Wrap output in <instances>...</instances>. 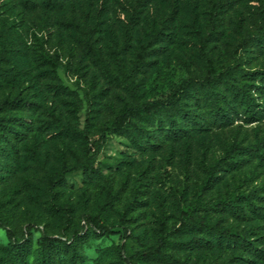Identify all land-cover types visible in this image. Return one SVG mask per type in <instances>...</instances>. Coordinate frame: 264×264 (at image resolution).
I'll return each mask as SVG.
<instances>
[{"label":"rangeland","instance_id":"obj_1","mask_svg":"<svg viewBox=\"0 0 264 264\" xmlns=\"http://www.w3.org/2000/svg\"><path fill=\"white\" fill-rule=\"evenodd\" d=\"M42 1L27 8L23 0H0V67L8 75L0 80V103L26 98L34 104L0 113L25 118L30 127L18 143L23 165H14L0 181V256L11 264L8 233L24 235L32 245L28 262L35 264L44 236L55 242L82 227L89 233L90 216L114 233L80 245L87 264H123L117 250L123 228L131 236L127 248L136 254L134 264H264V216L248 208L235 214L220 206L205 211L210 202L254 190L262 198L254 204L264 211L262 161L236 154L235 160H242L239 167L218 169L232 146L245 148L264 138V119L249 124L236 116L220 126L188 102L190 110L208 120V130L191 138L174 141L163 135L156 147L142 150L123 132L102 137L101 131L118 113L157 105L182 82L204 76L201 53L217 70L233 66L234 58L246 72L264 69V53L253 44L242 45L256 32L257 9L264 0H227L218 17V35L209 41L214 0H70L60 10ZM157 32L169 35L156 43L151 63L140 66L139 50ZM194 92L201 97L198 89ZM258 102L264 103V94ZM200 106H206L204 99ZM133 124L157 136L146 113L126 121ZM98 146L95 179L78 171L58 181L63 163L86 165ZM212 171L215 182L201 192ZM187 220L189 227L181 228ZM161 229L170 232L164 252L176 261L145 251L156 244ZM214 231L223 233H210ZM235 233L244 234L247 242L227 246L218 241Z\"/></svg>","mask_w":264,"mask_h":264},{"label":"trees","instance_id":"obj_2","mask_svg":"<svg viewBox=\"0 0 264 264\" xmlns=\"http://www.w3.org/2000/svg\"><path fill=\"white\" fill-rule=\"evenodd\" d=\"M35 0H23V5L27 8L35 6ZM70 0H43V5L52 10H60L65 2ZM227 0H214L212 8L208 17V33L207 41L215 39L218 35V17L221 13V8L224 7ZM141 9L138 15L141 14L144 8ZM130 22V32L133 26L136 25L138 16ZM256 32L248 34L242 42V45L253 44L260 53H264V5L258 7L255 19ZM129 31V30H128ZM168 33L157 32L148 42V45L139 50L142 57L140 60L141 65L151 63V54L156 47L158 41H163V37H167ZM205 42L202 39V43ZM3 55H0V63L3 61ZM201 61L204 68V76L198 78L195 82L186 81L182 82L177 90H175L165 101L159 102L157 105L153 103H145L142 106H134L126 109L122 113L115 116L114 121L108 126H103L102 137L106 134L125 133L128 135L130 142L137 148L145 150L146 147L153 148L157 145L155 141L163 135L169 137L170 140H180L183 138H191L194 132L202 133L208 130V120L201 119L194 110H190L188 102L194 103L198 110L206 111L211 117L214 124L220 126H227L230 121H233L237 116H242L249 124L264 119V103H259V98L264 94V69H258L253 72H246L241 69V63L234 58V65L227 67L224 70H217L213 67L210 59L201 53ZM6 70L0 67V80L7 78ZM195 89H198L201 97L195 95ZM202 99L205 100L206 106L201 107ZM34 106L33 102L28 99L15 98L6 99L0 103V113H3L6 108H25ZM160 108L162 115L154 108ZM146 113L150 120L156 125L155 137L147 134L144 129L133 124L132 126L126 125V121L139 115ZM180 119V121H179ZM184 121L188 123L187 127L184 126ZM30 129L29 122L25 118H5L0 116V138H4V144L0 145V181L6 174L12 173L10 169L14 165L21 166L19 163L21 157L19 156L18 143H20L26 136L25 131ZM67 134L73 133V130L67 129ZM146 146V147H145ZM100 147L89 157L88 163L79 167H68L65 163L62 164L59 170L58 181H64L65 177L81 171L83 176L89 180L95 179L99 174L95 166V160L99 153ZM28 153H35V150H30ZM248 155L257 157L264 163V138L258 144L249 145L245 148L240 146H232L228 150L223 163L218 166L219 171H229L236 169L242 164V160H235L234 155ZM17 167V166H16ZM225 169V170H224ZM1 172H3L1 174ZM14 173V172H13ZM215 171H212L204 181L201 189L203 192L213 184L217 178ZM55 195V193H54ZM199 194L198 196H200ZM260 192L254 190L246 194H234L228 200L213 201L207 206L208 210L215 211L219 206L229 213L235 214V211L242 213L244 208H248L251 212L264 216L263 207L254 204L255 201H260ZM115 197V196H114ZM238 213V214H239ZM86 222L91 228L89 233H85V228L82 227L79 231L73 232L70 237H64L55 242L51 238L44 236L42 242L35 255V264H87L85 256L80 250V245L86 243L89 238H98L101 236H109L114 233L112 228L101 226L95 218L87 216ZM190 222L181 223V228L189 227ZM180 228V229H181ZM169 231L161 229L156 244L146 248V253L166 258L169 261H176L167 256L164 252L165 244L168 241ZM213 235H221L223 232H210ZM9 252L12 259L11 264H29L28 260L32 256L31 240L24 235L20 238L9 234ZM123 243L120 245L119 254L123 264H134L133 260L136 254H129L127 242L131 236L127 228L122 231ZM218 241L226 243L227 246L231 244L238 245L247 242L244 234L235 233L227 237H219ZM208 243V240H206ZM252 249L258 250L252 243H249ZM0 264H8L3 257L0 256Z\"/></svg>","mask_w":264,"mask_h":264}]
</instances>
